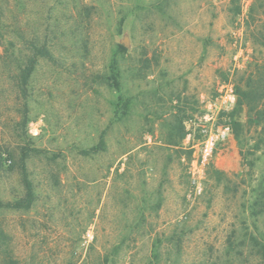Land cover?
<instances>
[{
    "label": "rangeland",
    "instance_id": "374dc122",
    "mask_svg": "<svg viewBox=\"0 0 264 264\" xmlns=\"http://www.w3.org/2000/svg\"><path fill=\"white\" fill-rule=\"evenodd\" d=\"M31 42L54 61L24 99ZM262 85L264 0H0L1 202L23 195L21 148L41 151L26 161L32 207L0 209V264H259L264 126L249 88Z\"/></svg>",
    "mask_w": 264,
    "mask_h": 264
},
{
    "label": "trees",
    "instance_id": "16d2710c",
    "mask_svg": "<svg viewBox=\"0 0 264 264\" xmlns=\"http://www.w3.org/2000/svg\"><path fill=\"white\" fill-rule=\"evenodd\" d=\"M12 55V53H11ZM40 59H44L47 61H54V58L52 56V53L48 49L47 46L44 44L39 45L34 42H31L29 45V51L26 56H24L23 61L17 62L16 69L17 74L15 76L16 79V88L20 91L22 97L26 98L27 93V86L28 83L32 77V74L34 73L36 66L38 64V61ZM258 69L257 65H254L253 71H251L250 75L246 79L247 86H250V82L252 80L253 73L257 72ZM114 84L117 86V83L115 81V78L113 77ZM240 87L237 86V90H239ZM249 92L252 93V105H251V111L255 112V116L258 118L257 122L258 124H262L264 126V85L259 88H249ZM237 107L233 111L232 115L234 113H238V111H241L242 102L240 100L237 101ZM127 107V102L123 100L121 97L118 98V102L116 104V110H119L120 108L124 111ZM123 114V113H121ZM240 126V125H239ZM237 132V136H240L241 129L235 128ZM104 145L103 137H100V140L97 144V146L92 147L87 152H97L101 149V147ZM41 151L38 149H30L28 147L21 148L20 156L17 163V169L20 177V182L23 187V195L19 198H16L10 202L3 203L0 201V209L7 208L15 211H27L29 210L35 200L34 195V188L31 179L29 178L26 161L36 154H39ZM255 201H258L257 206H260V212L259 214H264V187L260 189L258 194L255 196ZM253 241L255 242V247L257 249V253L259 256V264H264V242H256V239L253 237Z\"/></svg>",
    "mask_w": 264,
    "mask_h": 264
},
{
    "label": "built area",
    "instance_id": "2783aa9c",
    "mask_svg": "<svg viewBox=\"0 0 264 264\" xmlns=\"http://www.w3.org/2000/svg\"><path fill=\"white\" fill-rule=\"evenodd\" d=\"M225 98L228 102V108L233 109L235 95L232 90L225 93ZM230 126L224 125L220 128H210L204 134V137L199 142L195 159L192 164V174L199 175L201 170L204 169L210 162L219 143L229 134Z\"/></svg>",
    "mask_w": 264,
    "mask_h": 264
}]
</instances>
